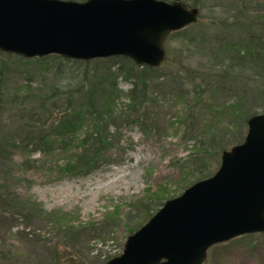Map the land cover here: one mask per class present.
Returning <instances> with one entry per match:
<instances>
[{"label":"rangeland","instance_id":"obj_1","mask_svg":"<svg viewBox=\"0 0 264 264\" xmlns=\"http://www.w3.org/2000/svg\"><path fill=\"white\" fill-rule=\"evenodd\" d=\"M197 4V20L182 28L183 34L165 36L164 60L148 74L147 123L110 126L107 158L88 172L61 169L80 146L65 149L57 141L44 148L37 141L52 122L44 119L46 108H63L69 92L73 105L81 101L83 60L73 63L58 54L21 60L23 56L0 51V60L7 61L0 71V184L7 183L20 199L36 200L43 210L69 214L68 224H57L43 214L25 217L0 203V264H102L119 255L131 234L126 225H143L152 216L145 218L146 206L154 214L190 185L177 187L183 166L192 167L190 159L204 156L210 175L217 170L221 151L204 153L217 150L208 141L209 131L227 126L216 137L224 144L232 133H246L247 125L228 123L232 116L227 111L214 115L217 108L239 101L238 109L262 113L264 70L245 58L235 63L230 54L231 48L264 47V0ZM115 57L111 70L129 65ZM88 67L97 76L107 75L106 65ZM115 81L124 92L133 86V77L124 73H116ZM126 101L119 98L115 111ZM187 179L197 181L192 175ZM161 187L171 196L156 204L152 196ZM202 264H264V232L210 246Z\"/></svg>","mask_w":264,"mask_h":264},{"label":"water","instance_id":"obj_2","mask_svg":"<svg viewBox=\"0 0 264 264\" xmlns=\"http://www.w3.org/2000/svg\"><path fill=\"white\" fill-rule=\"evenodd\" d=\"M198 9L166 0H0V51L72 60L123 56L158 67L164 38ZM241 142L217 170L187 186L126 237L102 264H202L210 246L264 232V113L247 118Z\"/></svg>","mask_w":264,"mask_h":264},{"label":"trees","instance_id":"obj_3","mask_svg":"<svg viewBox=\"0 0 264 264\" xmlns=\"http://www.w3.org/2000/svg\"><path fill=\"white\" fill-rule=\"evenodd\" d=\"M84 1V0H77ZM166 1H176V0H166ZM182 2L186 7H196L198 6L197 0H177ZM184 29L174 31L172 35L183 34ZM261 44V43H260ZM259 48H253L250 45L240 52L236 48H231L230 57L232 61L240 62L243 58L248 62H253L254 64L260 63L261 69L264 70V47L258 46ZM7 57L12 56V53H6ZM55 56V55H53ZM121 61L129 62V65L123 69L118 67L116 71L111 70L110 63L115 60L116 57L108 58H95L89 60H83L85 67L84 81L81 83L80 97L81 101L72 104L73 92H69L70 96L66 99V104L63 108L55 107L46 108L44 119L48 120V117L52 119V122L47 124L46 127L40 131L37 138L39 144L44 148L46 144H53L60 142L61 147L67 149L68 147L78 145L80 146V151L76 153L73 159H68V161L61 167L65 171H84L88 172L96 168L101 161L105 160L106 154L110 148V126L117 127V123L131 122L138 124V126L146 124V110L145 103L148 100V74L155 70V68L148 67L146 65L139 66L134 63L129 58L118 56ZM19 59L24 60V57H19ZM39 59V58H35ZM28 61V60H27ZM73 63H78L80 61L72 60ZM7 61L4 59L0 60V71L7 67ZM90 64H103L106 65L107 75L97 76L94 68L89 71ZM116 73H124L125 78L133 77V86L127 91H122L117 86L115 81ZM259 75V73H256ZM198 87V86H197ZM196 91V87L194 86ZM52 95H56V92H52ZM122 96L126 97L127 101L124 103V108L119 111H115L116 101ZM52 97V96H51ZM49 98V97H48ZM42 99L43 103L48 99ZM239 101L228 104L224 108H217L214 112L215 114H221L226 112L232 116L228 119V123H232L235 128L240 125L241 127L246 125L247 118L256 113L255 111H244L242 108L238 109ZM230 110L232 113H230ZM264 113V110L262 111ZM216 121V120H215ZM230 123V124H231ZM216 131H209V142L214 143L217 150L212 153L204 149V153L211 156L212 154H218L219 151L227 149L229 146L241 142L244 138L245 132L232 133L231 137L228 138V143H221L223 141L217 140V133L222 134L227 129V126H218ZM222 128V129H221ZM83 129L84 133L80 136ZM228 131H230L228 129ZM198 152V151H197ZM190 165H184L181 171V180L177 185L178 189L181 190L185 186L192 184L193 181H189L187 177L189 175L195 176V180L203 179L209 176L211 173L207 170L209 166V160L204 158V156L194 157L189 160ZM148 192L149 189L147 188ZM162 192H164L162 194ZM171 196L166 188L161 187L160 191L152 196L154 203L160 204L163 200ZM0 203L2 205H9L16 207L20 214L23 216H29L33 214L44 215L47 218H53L55 223L60 221H69V214L63 211H46L43 210L36 200L31 198H19L10 190L7 183L0 184ZM149 207L145 208V218L152 215L149 211ZM144 218V219H145ZM60 224V223H59ZM68 224V222H67ZM142 222L138 223L140 226ZM59 226V225H58ZM138 226L129 227L126 225V231L128 233H133ZM94 228V225L91 226ZM110 258V256L108 257ZM107 258V259H108Z\"/></svg>","mask_w":264,"mask_h":264}]
</instances>
